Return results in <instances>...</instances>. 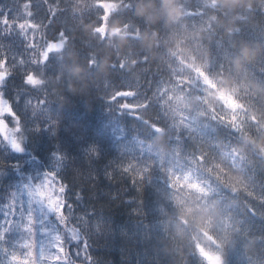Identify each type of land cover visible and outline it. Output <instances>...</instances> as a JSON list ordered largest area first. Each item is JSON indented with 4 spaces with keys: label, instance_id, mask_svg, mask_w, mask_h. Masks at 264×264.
Returning a JSON list of instances; mask_svg holds the SVG:
<instances>
[{
    "label": "trees",
    "instance_id": "16d2710c",
    "mask_svg": "<svg viewBox=\"0 0 264 264\" xmlns=\"http://www.w3.org/2000/svg\"><path fill=\"white\" fill-rule=\"evenodd\" d=\"M101 2L119 6L102 25L96 18L97 4ZM99 3L63 0L64 13L53 18L52 31L65 23L73 40L62 47L61 80L52 67L40 77L44 80L43 88L50 92L48 114L56 125L41 128L36 132L41 133L37 136L39 140L30 143L39 145L41 153L64 148L72 160L71 168L64 174L71 187L67 191L69 200L70 192L80 193L85 203L103 205L119 222L125 218L132 220L133 214L128 209L134 208L135 201H143L142 209L156 211L150 214V224H175L164 229L163 237L154 230L147 233L139 244H131L117 233L112 234L113 241H97L93 251L100 258L90 253L95 264H144L155 259L162 264H202L192 255L196 245L204 253L221 252L226 264H263L264 203L244 194L253 189L257 196H264V152L255 144L257 139L264 138V59L255 49L264 41V32H256L264 16L261 9H250L251 3L258 4V0H174L172 5H166L165 0H100ZM0 4L13 6L16 0H0ZM175 7L179 10L173 12ZM31 10L47 22L48 6L44 0H33ZM196 11L202 15H189ZM98 28L103 29V38L101 32L94 31ZM203 53L217 69L209 74L223 79L237 99L238 113L228 117L240 133L236 135L220 126L208 136L217 144L218 159L223 162L218 174L225 187L218 189V195L190 192L184 202L179 198L185 196L182 193L155 188L154 183L164 179L163 187H168L158 160L174 164L201 146L199 135L194 134L191 139L177 127L171 104L168 115L175 128H169L168 121L155 106L150 111L151 117L160 116L156 123L166 128L157 135L128 112L120 114L108 95L114 88L123 90L128 83L139 84L147 91L149 81L155 85L162 76L164 81L171 80L167 78L169 74H177L184 65H194V60H199ZM91 55L96 58L95 66L89 64ZM116 61L122 62L126 71L112 70L111 65ZM28 93L30 97L40 95L35 89ZM28 98L20 100L21 110ZM252 117L261 123L262 130L250 126ZM41 122L50 123L48 118ZM105 125L118 128L123 140L104 133ZM177 132L181 136L179 142L173 138ZM227 140L232 141L231 149ZM92 148L99 154H93ZM232 159L236 161L235 167L231 166ZM89 160L96 168L87 166ZM149 161H156V166L142 184H133L132 176L121 170L130 162L143 166ZM101 165L110 168L101 173ZM227 186L237 195L233 196ZM249 206L255 214L249 211ZM165 238V245L177 253L172 257H162L160 242ZM76 250L72 246V251ZM76 259L78 264H84V256Z\"/></svg>",
    "mask_w": 264,
    "mask_h": 264
},
{
    "label": "snow or ice",
    "instance_id": "6c2138e0",
    "mask_svg": "<svg viewBox=\"0 0 264 264\" xmlns=\"http://www.w3.org/2000/svg\"><path fill=\"white\" fill-rule=\"evenodd\" d=\"M44 3L48 6L47 22L44 19L37 18L31 10L33 0H25L23 3L16 0V4L8 7L0 4V104L6 107V110L0 114V120H3L7 129L14 132L19 147L14 146L12 140L4 133H0V143L7 144L11 150L21 154L26 150L24 145L27 139V129L22 117L13 107V100L8 99L6 96V83L19 70L23 76V84L27 86L24 90L35 89L40 92L39 96L29 97L26 101V105L31 108V115L35 117L38 114L34 111L33 105L39 107L42 111L46 110L51 102L49 99L50 92L46 88L35 86L33 81L39 79L41 74L45 73L44 70L50 57L57 56L62 51L63 45L73 40V36L69 35L70 30L65 23L58 30L52 31L53 18H57L65 11L62 7L63 0H55L54 3H48V0H44ZM98 7L102 6L98 5ZM189 15L202 14L196 11L190 12ZM106 17L107 14L104 13L96 18L102 25ZM37 34H39V39H37ZM11 37H19L23 41L22 52L12 51L11 45L5 42V38ZM88 61L90 65L95 66L96 58L94 55L89 56ZM111 69L126 71L124 64L120 61L114 62ZM167 78L173 80L175 87L180 90L186 89L189 92L199 91L201 93L207 91L208 84L205 82L204 76L198 73L192 77L169 74ZM164 79L165 77L162 76L155 85L152 81H149L146 86L147 91H144L145 87L142 88L139 84L133 83L126 84L123 90L119 87L114 88L108 95V100L116 106L120 114L128 112L159 135L166 128L156 123L160 116L155 118L150 116L153 106L168 121L169 128L176 127V124L168 115L169 105L172 101L168 95L169 90L164 83ZM137 97L139 98L137 99ZM19 102L20 97L17 95L15 103ZM227 111L224 105H222L221 113L218 115L213 110V115L210 117L211 123L206 125L205 128L214 129L216 126H222L239 135L240 129L232 125ZM48 119L50 123L47 127L56 125V122L50 117ZM188 119L189 117H184L185 121ZM249 124L257 131L262 130L261 123L253 117L249 120ZM33 130L39 132L41 126L37 123L33 126ZM183 131H186L188 137L192 139L189 133L195 131L194 129L185 127ZM180 132L175 133L173 137L178 142L181 140ZM199 140L200 147H195L194 151L182 156L174 164L158 160L161 170L168 178L170 191H176V181L184 179L199 187L201 194L205 196L209 194L218 195V189L225 187L218 174L223 162L218 159L219 153L215 140L207 137L205 131L200 133ZM225 142L231 149L232 141L227 140ZM177 146L181 147L179 143ZM91 151L93 154H99L96 148H92ZM54 155L57 159H63L60 154L54 153ZM235 164V159H232L231 166L235 167ZM155 166L156 161H149L143 166L130 162L122 166L121 170L132 176L133 184H142ZM68 187L56 170L44 173L39 183L25 185L31 201L34 202L32 207L35 206V203L43 205L47 211L53 214L56 221L55 228L43 227L39 230L34 212L31 209L27 212L23 211V204L16 199V193H12V199L4 206V219L0 220V255L3 256V264H78L76 258L81 255V251L84 256V264H95L88 252L87 237L82 238L81 235L82 225L86 224L85 218H81L80 222L77 223L67 211L68 209H74V205L67 198ZM227 187L233 196L237 195V192L233 191L230 186ZM244 194L264 203V196H257L253 189L244 192ZM76 198H80V193H77ZM245 203L247 202L245 201ZM249 211L255 214V210L251 206H249ZM21 218L23 219L21 220ZM14 228H18L23 235L9 246L8 236ZM41 236L45 239L41 240ZM73 244L80 245V248L75 252L72 251ZM192 255L197 256L202 264H208V259L201 246L196 245Z\"/></svg>",
    "mask_w": 264,
    "mask_h": 264
},
{
    "label": "rangeland",
    "instance_id": "374dc122",
    "mask_svg": "<svg viewBox=\"0 0 264 264\" xmlns=\"http://www.w3.org/2000/svg\"><path fill=\"white\" fill-rule=\"evenodd\" d=\"M102 6L106 9V11H113L116 8L115 6L109 5V4H103ZM29 31L31 32V30H29ZM33 84L37 86L38 85V81L34 80ZM211 91H213L215 93V94H212V95H216V93L218 92L214 88L212 90L208 89V92H211ZM220 96H222V95L221 94L216 95L214 100L215 101L222 100V97H220ZM182 103L185 104V105L188 104L193 109H201V110H199L200 113L204 112V110H202V109H208L209 108L208 105L207 106H204L203 104L197 105L196 104L197 102L192 97H189V98H182L178 102H175V109L179 108L180 104H182ZM5 110H6V107L3 104H0V114H2ZM177 116L179 118L180 123L184 127L191 128V127H195V125L198 124L197 121H198L199 116L196 115V114L195 115H191L190 112L187 111L185 108H180V113ZM185 116L189 117V119L187 121L184 120ZM0 133H5L12 140L13 145L16 146V147H19V143H18L17 138H15L14 135L9 134V130L2 129V132L0 131ZM10 150H11V148H10ZM11 151H13V150H11ZM184 186L187 189L196 188V186H194L193 184L184 185ZM147 212L151 214V210L148 209V211H146V213Z\"/></svg>",
    "mask_w": 264,
    "mask_h": 264
},
{
    "label": "clouds",
    "instance_id": "9594fccd",
    "mask_svg": "<svg viewBox=\"0 0 264 264\" xmlns=\"http://www.w3.org/2000/svg\"><path fill=\"white\" fill-rule=\"evenodd\" d=\"M97 2L99 3L100 0H97ZM173 3H174V0H165L166 5H172ZM178 10H179L178 7L173 8V12L178 11ZM94 31L101 32L102 38L105 35L102 28L95 29ZM113 35H115V33H113ZM190 67H193L194 71H196L198 74H201L204 76L205 82L208 84L209 87L217 88L216 83L210 77H208L206 73H204L202 66L190 65ZM217 90L219 91V89H217ZM211 94L212 93H209V95H211ZM222 99H223V102L225 103V105L229 106V107H235L236 104L238 103L234 100L231 93L226 92L225 96ZM253 118H255V117H253ZM205 255L208 258L210 264H223L222 257H220L219 254L205 253Z\"/></svg>",
    "mask_w": 264,
    "mask_h": 264
},
{
    "label": "bare ground",
    "instance_id": "6f19581e",
    "mask_svg": "<svg viewBox=\"0 0 264 264\" xmlns=\"http://www.w3.org/2000/svg\"><path fill=\"white\" fill-rule=\"evenodd\" d=\"M201 24V23H200ZM200 27V26H199ZM202 27V26H201Z\"/></svg>",
    "mask_w": 264,
    "mask_h": 264
}]
</instances>
